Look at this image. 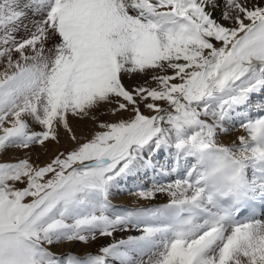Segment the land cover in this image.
<instances>
[{
  "label": "snow or ice",
  "instance_id": "1",
  "mask_svg": "<svg viewBox=\"0 0 264 264\" xmlns=\"http://www.w3.org/2000/svg\"><path fill=\"white\" fill-rule=\"evenodd\" d=\"M0 264H264V0H0Z\"/></svg>",
  "mask_w": 264,
  "mask_h": 264
},
{
  "label": "bare ground",
  "instance_id": "2",
  "mask_svg": "<svg viewBox=\"0 0 264 264\" xmlns=\"http://www.w3.org/2000/svg\"><path fill=\"white\" fill-rule=\"evenodd\" d=\"M234 136L238 135L239 133H236V132H233ZM232 134V136H233ZM233 136V137H234ZM61 143H66V141L62 140ZM165 200L164 197H158L156 199V201H154V203H163ZM114 204L118 205V206H125V207H131V206H134V205H138L142 202L138 201L136 199V197L134 196H128V197H125V198H113V201H112ZM93 249H94V246H93ZM55 251H62L63 249L61 248H56L54 249ZM78 254H82V252L84 251V249L82 247H77L74 249Z\"/></svg>",
  "mask_w": 264,
  "mask_h": 264
},
{
  "label": "rangeland",
  "instance_id": "3",
  "mask_svg": "<svg viewBox=\"0 0 264 264\" xmlns=\"http://www.w3.org/2000/svg\"><path fill=\"white\" fill-rule=\"evenodd\" d=\"M77 134L78 135L80 134V129L79 128H77ZM233 136H234V134H233ZM233 136L231 138L235 137V136L234 137ZM62 145L67 146L66 143H62ZM41 159L43 160V159H45V157H41ZM128 196H131V195L128 194V193H124L122 196H115L114 198H125V197H128Z\"/></svg>",
  "mask_w": 264,
  "mask_h": 264
}]
</instances>
